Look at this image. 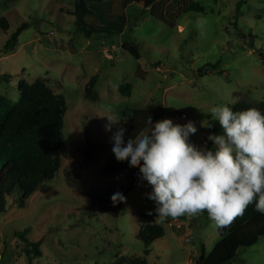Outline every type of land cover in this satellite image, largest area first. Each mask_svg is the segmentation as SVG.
<instances>
[{"label": "rangeland", "instance_id": "374dc122", "mask_svg": "<svg viewBox=\"0 0 264 264\" xmlns=\"http://www.w3.org/2000/svg\"><path fill=\"white\" fill-rule=\"evenodd\" d=\"M77 1L0 0V18L9 25L0 28V74L10 75L0 83V93L15 102L19 79L41 78L67 106L54 177L24 207L18 206L19 194L5 197L0 264H114L120 259L126 264L138 258L143 264H197L201 254L202 264H208L220 236L206 211L160 219L147 198L152 187L143 179L125 196L117 216L99 209L92 198L127 179L128 171L107 177L102 168L113 154L112 134L132 109L172 107L186 114L197 128L189 142L206 149L212 107L241 100L262 108L264 0H157L151 5L86 0L89 12L83 18L75 13ZM190 4L195 5L186 9ZM23 23L17 46L5 50ZM124 43L134 44L139 57L122 49ZM93 75L96 101L84 97ZM122 84L129 85L128 94L118 90ZM108 117L119 121L111 132L105 127ZM209 150H216L214 142ZM152 223L163 235L146 246L136 233ZM24 229L27 241H40L37 257L24 249ZM229 264H264V237L239 248Z\"/></svg>", "mask_w": 264, "mask_h": 264}, {"label": "trees", "instance_id": "16d2710c", "mask_svg": "<svg viewBox=\"0 0 264 264\" xmlns=\"http://www.w3.org/2000/svg\"><path fill=\"white\" fill-rule=\"evenodd\" d=\"M88 1V0H87ZM157 0H147L151 5ZM195 4L187 5L191 9ZM82 11V12H81ZM89 12L86 0H78L75 3L76 15L83 16ZM8 22L0 18V28L8 29ZM26 27L21 24L7 39L4 44L5 50L12 51L17 46L19 33ZM122 49L129 51L138 58V52L134 44L124 43ZM10 75L0 74V83L8 82ZM97 76L93 75L84 85V97L96 101L98 92L95 89ZM18 98L15 102L7 99L0 93V212L5 211V197L10 194H19L18 206L24 207L25 200L39 189L42 184L54 177L60 167V154L64 143L61 139V130L66 101L63 95L53 90L41 78H35L32 82L19 79L16 84ZM118 90L122 94H128L129 85H119ZM231 108L233 111H241L250 108L244 101H237ZM264 113V103L259 109ZM156 122L162 119L182 118L188 122L186 114L172 108L159 107L149 109H132L128 116H122L120 127L124 133L125 143L128 139H135L148 125V117ZM209 136L223 134L218 120L214 119L207 124ZM207 138L205 147L209 150L212 142ZM215 151V150H213ZM88 155V153H87ZM130 160V158H129ZM129 160L117 161L114 153L102 168V174L114 177L128 171L125 182L113 189L100 191L92 198L93 203L102 211L112 216H117L123 202L114 203L111 197L119 192L125 197L131 190L139 185L142 180L139 167H130ZM220 240L213 246L208 254V264H229L236 251L242 247L254 245L260 237H264V214L256 211L255 202L248 205L243 215L237 217L227 226L218 227ZM24 229L20 236L25 240L27 255L32 257L40 254V241H27ZM163 235L162 227L157 224H143L136 236L146 245ZM144 252L147 253L145 250ZM32 257H29L31 262ZM122 259L114 264H121ZM204 256L201 254L197 264H202ZM144 259L126 260V264H143Z\"/></svg>", "mask_w": 264, "mask_h": 264}, {"label": "clouds", "instance_id": "9594fccd", "mask_svg": "<svg viewBox=\"0 0 264 264\" xmlns=\"http://www.w3.org/2000/svg\"><path fill=\"white\" fill-rule=\"evenodd\" d=\"M210 113L223 129V134L209 136L215 151L189 142L197 131L192 121L180 125L165 118L153 125L149 116L148 133L126 143L123 127L112 134L117 161L130 158V167L140 168L142 179L152 187L147 198L155 202L162 220L206 211L215 225L223 227L253 202L264 214V113L255 107L233 111L227 104L212 107ZM108 120L105 127L111 132L119 121ZM111 199L124 202L126 197L117 192Z\"/></svg>", "mask_w": 264, "mask_h": 264}, {"label": "built area", "instance_id": "2783aa9c", "mask_svg": "<svg viewBox=\"0 0 264 264\" xmlns=\"http://www.w3.org/2000/svg\"><path fill=\"white\" fill-rule=\"evenodd\" d=\"M178 228H180V225H177Z\"/></svg>", "mask_w": 264, "mask_h": 264}]
</instances>
